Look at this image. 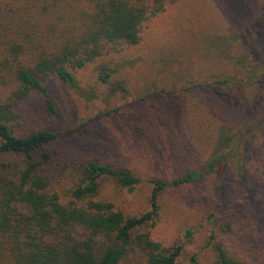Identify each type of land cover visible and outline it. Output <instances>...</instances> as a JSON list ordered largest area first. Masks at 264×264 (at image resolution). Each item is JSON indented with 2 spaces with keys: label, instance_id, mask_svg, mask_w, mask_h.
Instances as JSON below:
<instances>
[{
  "label": "rangeland",
  "instance_id": "374dc122",
  "mask_svg": "<svg viewBox=\"0 0 264 264\" xmlns=\"http://www.w3.org/2000/svg\"><path fill=\"white\" fill-rule=\"evenodd\" d=\"M162 1L164 10L141 24L136 45L104 44L99 58L74 71V86L55 76L43 79L57 116L47 109V98L36 91L14 105L18 118L9 124L13 135L49 130L57 134L44 150L52 154L53 173L67 170L53 184L62 201L69 199L68 189L74 183L69 177L72 163L96 161L141 178L131 192L102 178L93 198L111 203L126 217H138L149 210L150 179L169 181L196 168L209 159L214 141L222 134L234 140L240 135L252 139L253 157L263 149L264 126L247 123L243 131L246 118L237 122L233 112L243 98L263 97L264 106V83L256 82L264 79V28L257 40L254 33L243 31L254 20L264 26V0ZM0 4L8 11L7 22L15 27L1 32L5 36L0 60L12 57V44L26 40L19 60L28 66L38 51H52L65 37L77 35L93 13L89 0H0ZM105 65L116 70L107 84L97 76L98 67ZM6 69L0 71V101L18 89L13 69L10 65ZM228 79V84H214ZM118 85L126 92L117 90ZM247 172L249 177L244 174L247 178L240 180L234 173L227 174L224 183L208 176L193 185L165 190L158 198L157 219L143 232L165 247L182 243L178 264H190L193 254L199 264H212L215 242L236 258L264 264V226L240 224L252 221V200H260L262 219L264 170L256 173V168L248 167ZM228 212L239 223L231 225L234 234L223 232L214 220ZM188 231L191 235L186 238Z\"/></svg>",
  "mask_w": 264,
  "mask_h": 264
},
{
  "label": "trees",
  "instance_id": "16d2710c",
  "mask_svg": "<svg viewBox=\"0 0 264 264\" xmlns=\"http://www.w3.org/2000/svg\"><path fill=\"white\" fill-rule=\"evenodd\" d=\"M89 1L93 6L90 23H85L77 35L65 37L54 50L38 51L32 65L19 60L21 49L28 45L26 40L12 44L9 49L12 57L0 60V71L7 70L6 65H10L18 84L15 92L0 101V264H178L184 249L182 243L165 247L152 240L148 232H143L144 227L152 225L158 217L160 194L170 188L193 185L208 176L224 183L227 174L234 173L239 180L241 176L247 178L244 174L249 177L248 167L256 168V173L264 170V147L257 157H253L249 153L254 148L252 139L240 135L234 140L222 134L214 141L209 159L196 168L187 169L169 181L150 179L149 210L138 217H126L111 203L93 200L102 178L114 180L129 192L142 183L140 177L125 168L96 161L72 163L69 177L74 183L68 189L69 199L62 201L53 187L58 174L50 168L52 154L44 150L47 144L56 141L57 134L49 130L26 137L13 135L9 124L18 118L14 105L31 91H36L47 98V109L57 116L56 107L42 85L43 79L55 76L62 83L74 86V71L99 58L104 44L136 45L141 24L164 10L162 0ZM261 6L264 11V3ZM6 15L5 5L1 7L0 4V49H3L1 40L5 36L1 32L5 34L14 27L7 22ZM17 22L22 29V22ZM260 25L254 20L243 31L254 33L257 40L264 28ZM241 66H245V60L241 61ZM115 72L113 67L99 66L98 80L107 84ZM230 80L215 81L214 84L221 86ZM261 81L264 83L263 76L256 82ZM116 89L126 92L122 85ZM236 98L240 97L236 95ZM262 100L263 97L252 101L243 98L234 110L237 122L246 118V124L241 127L243 131L248 127L247 123H254L259 128L264 126ZM233 143L235 147H231ZM9 155H12L11 160L4 161L3 157ZM66 172L61 170L58 177ZM217 198H221L220 193ZM259 204L260 200H252L253 219L242 220L240 224L264 226V213L259 219ZM214 220L221 223L223 232L233 234L231 225L239 224L230 212ZM190 235V231L185 233L186 238ZM209 238L212 240L213 237ZM211 248L215 256L212 264H250L248 260L230 255L219 242L212 243ZM189 263L199 264L195 254Z\"/></svg>",
  "mask_w": 264,
  "mask_h": 264
}]
</instances>
